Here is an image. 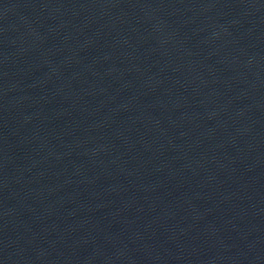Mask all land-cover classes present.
Listing matches in <instances>:
<instances>
[{
    "label": "water",
    "instance_id": "obj_1",
    "mask_svg": "<svg viewBox=\"0 0 264 264\" xmlns=\"http://www.w3.org/2000/svg\"><path fill=\"white\" fill-rule=\"evenodd\" d=\"M264 176V0H0V179Z\"/></svg>",
    "mask_w": 264,
    "mask_h": 264
}]
</instances>
